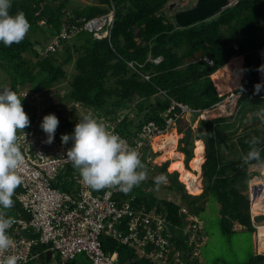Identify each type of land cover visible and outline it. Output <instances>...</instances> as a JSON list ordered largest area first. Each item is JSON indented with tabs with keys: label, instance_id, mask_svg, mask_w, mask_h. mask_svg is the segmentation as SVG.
<instances>
[{
	"label": "trees",
	"instance_id": "1",
	"mask_svg": "<svg viewBox=\"0 0 264 264\" xmlns=\"http://www.w3.org/2000/svg\"><path fill=\"white\" fill-rule=\"evenodd\" d=\"M171 1L96 0V4L78 9L70 6V0H11L10 14L23 11L31 27L19 44L6 47L0 42V68L11 79L9 88L18 94L27 89L32 92L51 89L65 77L63 66L73 63L75 75L67 92L56 93L59 100L92 109L97 118L109 116L115 130L126 138L145 123L162 125L171 100L188 105L193 110L189 116H196L192 122L197 127L195 139L203 140L205 150L196 152L194 148L193 155V140L190 139L185 147H180L179 142L178 151L184 154L185 167L190 160L192 163L205 153L202 166L200 164L203 192L197 197L188 195L178 181L179 174L167 172L171 163L167 161L159 166H149L152 171L147 174V179L130 194L135 197L132 202L135 208L147 211L159 205V212L170 223L167 230L173 234L172 242L179 251L180 264H198L199 254L190 263L188 258L205 241L196 247L184 238L181 224L187 222L189 214L199 220L204 210L198 201L201 197L213 198L218 203L224 232L233 231L234 224L255 231L248 213L249 197L243 192L252 176L250 168L258 166L263 172L264 164L243 163L242 156L249 150L245 141L250 138L237 140L238 155L233 157L235 147L228 145L236 132L233 122H226V118L199 120V116L200 112L213 108L228 96L217 93L211 75L237 56L244 59L242 83L233 90L234 93L242 92L237 101V113H243L249 102L258 105L263 100L264 89L254 94V85L262 83L256 75L254 59L264 47V0H240L217 15L185 27L175 25L172 17L167 15ZM112 7L114 21L109 38L98 39L93 32L82 31L76 32L71 40L59 39L55 50L48 51L43 57L35 50L38 46L44 53L63 29L68 31L71 24L80 26L82 22L78 20L106 14ZM234 44L238 45L237 50H233ZM158 57L161 58L159 64L149 61ZM205 58L212 61V66ZM143 75H148L149 81L144 80ZM218 88L222 91L221 85ZM49 110L55 111L59 120L60 140L62 134H72L76 118L64 115V109L62 111L56 105H49ZM121 111L127 113L116 122ZM259 147L264 161V145ZM191 163L189 170L184 168L193 173ZM161 174L174 178V184L168 188L179 193L181 201L188 207V215L180 213L182 204L161 201L145 188L147 183L157 187L155 178ZM130 194L123 193V196L127 198ZM13 208H19L16 202ZM102 247L106 252H116L119 264H152L149 260L139 259L134 250L117 242L103 240ZM44 248L37 246L34 252ZM170 259L173 261L172 257ZM39 261L45 262L44 253ZM67 264H88V261L79 255ZM247 264H264V255L252 256Z\"/></svg>",
	"mask_w": 264,
	"mask_h": 264
},
{
	"label": "built area",
	"instance_id": "2",
	"mask_svg": "<svg viewBox=\"0 0 264 264\" xmlns=\"http://www.w3.org/2000/svg\"><path fill=\"white\" fill-rule=\"evenodd\" d=\"M239 1L228 0V6L236 5ZM113 21V7L106 14L90 20L80 19L78 22H82V25L71 24L68 31L63 29L47 46L44 55L55 50L59 39H67L76 32H93L98 39L109 38ZM160 60L161 58H156L151 61L156 64ZM205 61L212 66L211 60L205 58ZM143 78L149 80V76L144 75ZM73 108L81 107L74 104ZM39 112L35 111L29 116L30 126L23 130L26 136L19 133L24 164L18 172L23 177V183L13 196L19 210H9V215L12 214L16 222L8 230V234L15 243L6 255H16L19 257L18 264H28L41 254L34 253V248L48 246L42 253L49 251L53 258L59 260L57 264H67L79 255L85 256L88 264H119L118 254L106 252L102 247L103 240H110L134 250L139 259L149 260L152 264H180L179 251L172 242L173 234L167 230L170 223L159 212V205L146 211L132 206L135 200L132 194L126 198L118 190L93 191L87 188L78 170L65 158L72 142L63 145L56 130L54 142L44 143L47 137L40 127L42 116ZM190 112L192 109L188 105L171 100L162 125L145 123L129 138L121 136L115 130L113 122L107 121L105 125L118 134L128 147L140 154L148 171L152 163L151 151L155 152L153 139L165 134ZM76 115L74 117L77 123L79 112ZM118 115L117 122H120L125 113L119 112ZM261 177L260 171L255 178L259 180ZM256 185L257 181L249 186L250 200L252 206L259 202L257 208L264 212L261 205L264 204L261 201L264 191L257 193ZM180 213L188 215V207L181 205ZM251 217L258 233L260 225L263 224L254 222L253 214ZM181 225L184 226V238L191 240L196 247L206 240L202 223L195 215L189 214L187 222ZM197 256L198 250L194 249L188 263Z\"/></svg>",
	"mask_w": 264,
	"mask_h": 264
},
{
	"label": "clouds",
	"instance_id": "3",
	"mask_svg": "<svg viewBox=\"0 0 264 264\" xmlns=\"http://www.w3.org/2000/svg\"><path fill=\"white\" fill-rule=\"evenodd\" d=\"M11 7V0H0V42H2L6 47H10L14 43H21L25 39L31 27L25 13L23 11H17L14 15L10 14ZM227 7H229L228 3L225 8ZM167 9L170 10L169 6ZM260 54L261 51H258L257 55L259 56ZM151 60L153 59H149V61ZM130 66H132V64ZM256 75L262 81V83H257L254 85V94H259V92L264 89V65H261L260 67L258 64L256 65ZM40 92L43 91H39L37 93ZM20 93H22V91L17 94V92L13 91L7 86L0 88V264H18L19 260L18 256L6 255V253H8L13 248L15 243L13 238L8 234V230L12 228L16 221L14 217L8 215V211L14 207L15 201L13 196L15 195L16 189L23 183V177L18 172V169H20L24 164V155L19 144V133H24L23 130L29 127L31 123V119L24 111L25 106H22V100L24 99L19 96ZM231 93L235 95L240 94L238 99L242 94V92L234 93L232 91L222 95H228L225 97V99H227L230 97ZM26 95L27 93L24 95V97ZM74 104L78 103H70L69 105H71L73 108ZM80 107L82 106L80 105ZM83 109L86 110V113L87 111H90L91 115L93 114L95 116L82 115L79 117L78 122L74 125L75 127L72 134L61 135V142L63 145H66L69 141H72V146L67 149L65 158L71 162L75 169L78 170L82 182L87 188L93 191L112 189L118 190L125 195L130 194L135 187H139V185L147 179V174L151 172L152 169L147 171L146 166L140 158V154L135 149L128 147L126 142L118 134L110 131L107 128L105 122H111V118L109 116H101L100 118H97L96 112H94L92 109ZM74 110L80 112V109L75 108ZM45 111L46 115L43 117V119L41 118L40 127L47 137L44 143L52 144L54 142L55 133L59 125V120L56 117L55 111L54 114H50V112L53 111L49 110V106H46ZM121 112L125 114L127 113L126 111ZM202 112H200V114ZM190 113H188V115ZM252 115L259 120L262 126H264V106L259 107L258 110ZM186 116L184 117L185 119ZM72 117H74V115ZM186 121L187 120L184 122ZM180 122L177 123V126H179ZM171 129H174L177 134L182 133V136L180 138L178 137L175 143V145H179L180 142V147H182L181 139L185 129H182L181 132H178L173 126L165 134H167ZM190 139H193L191 135L189 137V140ZM197 140L200 139H193V151L195 147V141ZM245 143L249 146V150L245 155L242 156L243 163L249 164L253 161H256L264 164V161H262L261 158L262 149L259 147L260 145H264V138L254 135L250 139L246 140ZM152 153L154 152L151 151V157ZM165 162L167 161H163L161 164ZM183 164L185 167L184 161ZM151 165L153 166L154 164L151 163ZM256 167L258 168V166H255V168ZM255 170L256 169H253V171ZM253 171H249V173H252ZM166 179L167 178L164 174H161L155 178V180L161 184H163ZM247 189V195L249 196V186ZM252 212L253 206L249 196L248 213L251 224V214H253ZM254 222L257 221L254 220ZM253 228L257 234L254 226ZM44 249H48V246H45ZM42 250L36 253L43 254ZM48 253L49 259L47 261L46 256ZM44 254V263L39 261V255L37 259L30 261L28 264H51L52 260L53 262L58 260L53 258L49 251Z\"/></svg>",
	"mask_w": 264,
	"mask_h": 264
},
{
	"label": "rangeland",
	"instance_id": "4",
	"mask_svg": "<svg viewBox=\"0 0 264 264\" xmlns=\"http://www.w3.org/2000/svg\"><path fill=\"white\" fill-rule=\"evenodd\" d=\"M195 2L196 0H173L170 3H174L175 6L167 11V15L173 18V16L171 15H173L175 11L187 9L188 7H190V5L192 6ZM88 4H96V0H70V6L72 8L79 9L80 7L86 6ZM72 38L73 36H70L66 40H71ZM235 47L236 46H232L233 49H235ZM35 50L40 53L41 57L44 56V53L41 52L38 46H35ZM243 66H244L243 63L241 64V59H236L232 62H229L227 66L223 67V69L219 70V72H216L214 75L211 76V79L214 82L218 94L222 95L224 93L232 92L234 89L238 88L239 85H241L240 80L237 77L238 76L237 70H241ZM63 68L66 72L65 77L59 80L57 83H55L51 89L44 90L43 92L40 93L37 92L33 93L29 89L21 90L22 93H20L19 96L22 99H24L22 100V106L23 107L25 106L24 111L28 116H30L35 111H40L39 114L42 116L43 119V117L46 115V111H45L46 106L49 105H56V107H58L62 111L64 109L65 111L64 115L67 114L68 116L72 117L73 115L75 116L77 114V110H74L71 105H68V103L61 102L58 96L56 95L58 91L60 93H64L69 90V83L71 82L73 76L75 75V69L73 63L69 65H64ZM10 82L11 79L0 68V88L4 86L9 87ZM218 85H221L222 91L218 88ZM26 93L27 95L24 97ZM239 95L240 94L230 96L229 98L216 104L215 107L202 112L199 116V120L226 118L227 120L226 122L231 121L234 123V128L236 129V132L235 135L228 142V145H230L231 147L232 146L235 147V149L232 150L233 157H236L238 155V150L236 149V142L240 138H251L254 135L255 136L259 135L261 138L264 137V126H262L259 120L252 115L254 112L258 110L259 107L264 106V98L258 105L257 104L251 105L249 102V104H247V108L243 109L244 112L242 113L241 111L238 114L237 112L239 107H237V100ZM50 114H54V112H50ZM79 114L80 117L82 115H90V111H87L86 113V110H84L81 107ZM91 116H95V115L92 114ZM195 117L196 116L193 114L191 116L187 115L186 119L183 118L179 126H177L176 124L174 128L177 129L178 132L181 131L182 129L184 130L185 128L189 127L190 124L188 122L192 123L195 120ZM185 120H188V122H184ZM192 124H193L192 125L193 128H191V132L194 133V136H192V138L195 139L197 127L195 126L194 123ZM172 133L177 134L176 131L172 129L167 134H172ZM165 135L153 139V142L156 139H161ZM177 135H179L180 138L182 136V133H179ZM159 143L156 142L153 143L154 151L157 148L156 144ZM193 145H194V141H193ZM178 147H179L178 144H176L173 150L174 153L181 158V162L179 166L176 165L177 163L176 160L167 159V156L160 151L159 152L155 151L154 153H152L151 162L154 165H159L163 161H170L171 163L167 169V172L169 174H173L175 172L179 174L178 181L180 182L181 185L184 186V190L188 195L192 197L200 196L201 193L203 192V182H202V177H200L199 175V172H200V164L203 163L204 155H200L192 163L191 161L189 162L188 167L186 169L187 170L190 169V163H191V169L195 171L193 173L196 174L194 175L190 171L185 170L182 163L184 161V155L182 154L181 156L180 152L178 151ZM194 148H196V152H200L201 149H204L203 142L200 140L195 141ZM225 152L228 154V150H225ZM260 171H261L260 168H256V170L253 171L251 174L252 176H257L259 175ZM259 179L262 180V182H264V176H262ZM258 181L259 180H257V183H262ZM254 182H255L254 179H252L250 180L249 184L252 186ZM163 184L165 185L164 188H160L158 185L156 187L154 185L147 183L145 184V188L149 191L151 195L155 196L157 199L161 201L171 200L178 204L185 205L181 201L179 193L173 191V189H170V187L168 188V186L174 184L173 177H168L166 181L163 182ZM261 188H262L261 186H258L256 187V190ZM246 192H248V190H246L243 193L246 194ZM193 194H198V195H193ZM207 198L208 197L203 196L201 197V199L198 200L199 204L204 208L203 212L200 213L199 215V220L202 222V227L206 238L205 242L198 248V254H199L197 259L198 264H247V262L252 256L261 255V254L264 255V243H261V238H263L264 236L259 235L260 229L264 230V216H261L260 218L257 219V222L263 224L261 225L258 231V237H259V243H258L257 234L255 231L242 228L238 224H234L233 231H231L230 233L224 232L221 224L222 216L219 211L220 207L213 198L210 199ZM253 209H254V213H257L256 205L254 206ZM259 244L260 247H258Z\"/></svg>",
	"mask_w": 264,
	"mask_h": 264
},
{
	"label": "water",
	"instance_id": "5",
	"mask_svg": "<svg viewBox=\"0 0 264 264\" xmlns=\"http://www.w3.org/2000/svg\"><path fill=\"white\" fill-rule=\"evenodd\" d=\"M228 0H196L193 6L184 9L175 11L173 14V23L179 27H185L192 23L204 21L207 18L217 15L225 9L227 6ZM175 4H170L169 9H172ZM191 129L187 127L183 131V137L181 139L182 147L186 146ZM160 188H164V185L158 183ZM49 259V253L46 256V260Z\"/></svg>",
	"mask_w": 264,
	"mask_h": 264
},
{
	"label": "bare ground",
	"instance_id": "6",
	"mask_svg": "<svg viewBox=\"0 0 264 264\" xmlns=\"http://www.w3.org/2000/svg\"><path fill=\"white\" fill-rule=\"evenodd\" d=\"M172 130H174V129H172ZM178 137H179V135L172 133V134H167V135L163 136L161 139H156L154 141L156 143L160 142L159 144H156L157 148H156L155 151H158V152L160 151V152L164 153V155L167 156V159L176 160V162H177L176 165L177 166L180 165L181 158L174 153L173 148L175 147V143H176V140L178 139ZM172 164H173V162H172ZM258 186H261L262 188L259 191H257V193L263 192L264 191V182H262V184L258 185ZM261 201H263V199ZM255 205L258 207L260 204H259V202L254 203L253 204V208H254ZM261 205H263V204H261ZM262 209L264 210V207H262ZM252 213H253V218H254L255 221H257L259 215L264 216V212L259 210L258 208H257V213H254V209H253ZM259 232H260L259 235L264 236V230L260 229ZM261 243H264V237L261 238Z\"/></svg>",
	"mask_w": 264,
	"mask_h": 264
},
{
	"label": "crops",
	"instance_id": "7",
	"mask_svg": "<svg viewBox=\"0 0 264 264\" xmlns=\"http://www.w3.org/2000/svg\"><path fill=\"white\" fill-rule=\"evenodd\" d=\"M233 46H238V45H236V44H234ZM259 51H261V54L258 56L257 54L255 55V59H254V62H256V65L258 64V66L260 67L261 65H264V47H262ZM236 59H241V64L243 63V65H244V59H243V57H241V56H237V57H234V58H231L223 67H225V66H227L228 64H229V62H232V61H234V60H236ZM258 59V60H257ZM131 65V64H130ZM239 65H240V62H239ZM223 67L221 68V69H223ZM221 69H219V70H221ZM219 70L218 71H216V72H219ZM238 71V78H239V80H240V84L242 83V80H243V68H241V70H237ZM215 72V73H216ZM215 73H213L212 75H214ZM211 75V76H212ZM241 76V77H240ZM240 86V85H239ZM208 120V119H207ZM186 122H188V120L186 121ZM190 125H189V127H190V129L191 128H193L192 127V124L190 123V122H188ZM186 129V128H185ZM190 135L191 136H194V133L193 132H191L190 133ZM200 141H202V140H200ZM203 142V141H202ZM203 144H204V142H203ZM204 146H205V144H204ZM181 154V153H180ZM182 156V155H181ZM204 157V156H203ZM203 160H204V158H203ZM183 163V162H182ZM193 165V164H192ZM257 168V167H256ZM255 167H253V168H251V170H250V172L251 171H253V169H256ZM262 173V176H264L263 175V172H261ZM251 174V173H250ZM199 175H200V172H199ZM256 176H250V178H249V180H248V186H249V183H250V180H252V179H254V181L256 182L257 181V179L255 178ZM260 180V179H259ZM254 182V183H255ZM260 182H262V180L260 181ZM262 183H257V185H256V187H258V185H261ZM248 190V189H247ZM260 189H257L256 190V192L257 191H259ZM245 194V193H244ZM246 194H247V192H246ZM263 202H264V197H263ZM257 207V206H256ZM262 207H264V204L262 205ZM258 231H259V229H258ZM257 239L259 240V237H258V233H257ZM258 247H260V244L258 245ZM260 249V248H259ZM57 262L58 261H56V262H52L51 264H57Z\"/></svg>",
	"mask_w": 264,
	"mask_h": 264
},
{
	"label": "flooded vegetation",
	"instance_id": "8",
	"mask_svg": "<svg viewBox=\"0 0 264 264\" xmlns=\"http://www.w3.org/2000/svg\"><path fill=\"white\" fill-rule=\"evenodd\" d=\"M189 170V169H188ZM261 181V180H260Z\"/></svg>",
	"mask_w": 264,
	"mask_h": 264
}]
</instances>
